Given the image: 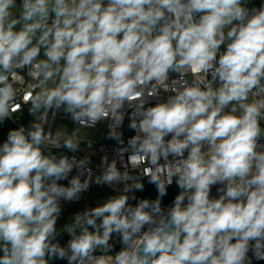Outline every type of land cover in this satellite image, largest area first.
Returning a JSON list of instances; mask_svg holds the SVG:
<instances>
[{
	"label": "clouds",
	"instance_id": "1",
	"mask_svg": "<svg viewBox=\"0 0 264 264\" xmlns=\"http://www.w3.org/2000/svg\"><path fill=\"white\" fill-rule=\"evenodd\" d=\"M0 264H264V0H0Z\"/></svg>",
	"mask_w": 264,
	"mask_h": 264
},
{
	"label": "rangeland",
	"instance_id": "2",
	"mask_svg": "<svg viewBox=\"0 0 264 264\" xmlns=\"http://www.w3.org/2000/svg\"><path fill=\"white\" fill-rule=\"evenodd\" d=\"M105 191H106V190H105ZM101 194H103L101 190H94L93 195H95V196H99V195H101ZM72 210H74V209H69V211H72Z\"/></svg>",
	"mask_w": 264,
	"mask_h": 264
},
{
	"label": "trees",
	"instance_id": "3",
	"mask_svg": "<svg viewBox=\"0 0 264 264\" xmlns=\"http://www.w3.org/2000/svg\"><path fill=\"white\" fill-rule=\"evenodd\" d=\"M146 194H152V189L149 188V189H148V192H147Z\"/></svg>",
	"mask_w": 264,
	"mask_h": 264
}]
</instances>
